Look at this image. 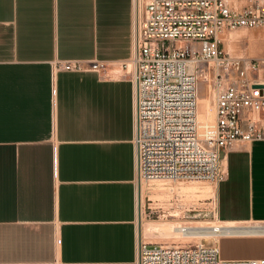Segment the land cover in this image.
<instances>
[{
  "label": "crops",
  "instance_id": "0c3cea01",
  "mask_svg": "<svg viewBox=\"0 0 264 264\" xmlns=\"http://www.w3.org/2000/svg\"><path fill=\"white\" fill-rule=\"evenodd\" d=\"M133 18V0H0V264H137ZM222 155L217 217L264 221V139Z\"/></svg>",
  "mask_w": 264,
  "mask_h": 264
},
{
  "label": "built area",
  "instance_id": "2783aa9c",
  "mask_svg": "<svg viewBox=\"0 0 264 264\" xmlns=\"http://www.w3.org/2000/svg\"><path fill=\"white\" fill-rule=\"evenodd\" d=\"M133 12L134 52L126 66L134 84L140 216L148 209L182 218L175 240L139 241L137 264H264V257L222 258L218 231L186 239L192 227L182 220L196 208L193 194L165 184L145 188L142 196L143 184L152 182L200 180L218 188L227 176L222 153L264 139V56H233L221 45L226 30H264V0H133ZM56 67L105 73L108 64L62 60ZM205 89L213 95V122L199 120ZM160 191L167 196H152ZM257 222L264 228V221Z\"/></svg>",
  "mask_w": 264,
  "mask_h": 264
},
{
  "label": "rangeland",
  "instance_id": "374dc122",
  "mask_svg": "<svg viewBox=\"0 0 264 264\" xmlns=\"http://www.w3.org/2000/svg\"><path fill=\"white\" fill-rule=\"evenodd\" d=\"M221 40H222L221 42L222 47L233 56H243L246 58L264 56V30L262 29L253 30L247 28H238L235 30H226V32L221 35ZM199 102H200L199 120L202 122L203 120L202 118L205 117L204 112L207 111L208 112L207 122L215 121V109H214V101H213L212 93L207 89L201 90ZM260 117H261V123L264 124V112L260 114ZM197 182L201 183V184L197 183L200 186V188H198L199 193L187 192V194L190 195L193 194L195 196V198H191V199H194L196 208L189 212H186L185 217L183 218L182 221H186L187 224L188 222L190 223V221L192 220H199V221L202 220L207 225L221 224V222L218 221L217 219L218 217L216 215V206H217L216 198H207L209 197V195L212 196L215 195V192L212 193L211 192L212 189H209L210 187L213 188L212 184L214 183L210 181H200V180ZM166 196H167L166 194H163V196L161 197H166ZM162 199L163 201L165 200V198H160V200ZM144 201L145 200L143 198V203ZM140 217H141V223H142V218H145L146 220L145 226L142 225V229H144L143 240L154 243L171 242L175 240V238L173 237L174 236L173 235L168 239V237L166 236L164 237L163 234L160 235V233L150 230L148 228V223H150V221L155 223H159V222L163 223L166 220V221H172L173 225H178L179 221H177V219H182V218H177L175 220L174 218H162L157 214H149L148 209H146V212L143 211V215ZM238 224L241 227L250 228V227H255L259 223L243 222V223H237V225ZM251 238L253 239L235 240L241 238L233 235H221L220 237L221 257L224 259H245V258H256L258 256H264V239H260V238H264V236L263 237L252 236ZM190 239L195 241L199 238L190 237Z\"/></svg>",
  "mask_w": 264,
  "mask_h": 264
},
{
  "label": "bare ground",
  "instance_id": "6f19581e",
  "mask_svg": "<svg viewBox=\"0 0 264 264\" xmlns=\"http://www.w3.org/2000/svg\"><path fill=\"white\" fill-rule=\"evenodd\" d=\"M207 99V98H206ZM203 99V100H206ZM208 105V104H207ZM203 106V105H202ZM203 108V107H202ZM198 114H200V102H199V110H198ZM208 112L205 111L204 115L205 117H201L203 120L202 122H207L208 117H207ZM215 117H216V112H215ZM200 118V119H201ZM201 122V121H200ZM199 182L197 181H178V182H173V183H165V182H152L149 184H143L142 186V190H143V194L142 196L145 194L144 190L145 188L149 187V186H161L160 189H163L162 186L167 184L168 186H171V188L173 189H177V190H182L185 192H193V193H199L198 188H200V186L197 184ZM201 184V183H199ZM213 188H209L212 189V193L215 192L216 195V191H217V185L212 184ZM206 187V186H205ZM209 187V186H208ZM155 190H157L155 188ZM203 190V189H201ZM164 194V191H160V192H155L152 196L153 197H160ZM213 195V196H215ZM212 196V195H209ZM142 203H143V198H142ZM219 222H221V224H211V225H207L205 224L202 220H192L190 221V223L188 222L189 226L192 227V229L190 230V233L188 234V236H192V238H199L201 236H206V235H212L215 234L217 231L221 234V235H243V234H254V235H264V228H260V227H250V229L248 228H243V227H239L237 225V222H224L219 220V218H217ZM145 218H142V225L145 226ZM148 223V222H147ZM208 223V222H207ZM211 223V222H209ZM178 225H173L172 221H166L165 222H159V223H155L150 221V223H148V228L152 231H155L157 233H160V235H164V237H168V239L173 236L174 238L177 236V227ZM146 229V228H145ZM144 230V229H143ZM159 235V234H157ZM187 236V235H186ZM185 238H189V237H185ZM189 240H191L189 238Z\"/></svg>",
  "mask_w": 264,
  "mask_h": 264
}]
</instances>
